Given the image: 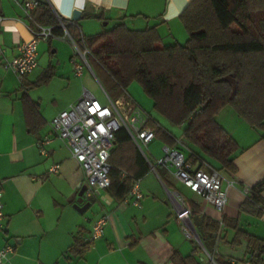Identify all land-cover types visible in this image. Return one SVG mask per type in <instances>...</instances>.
Wrapping results in <instances>:
<instances>
[{"label": "crops", "instance_id": "0c3cea01", "mask_svg": "<svg viewBox=\"0 0 264 264\" xmlns=\"http://www.w3.org/2000/svg\"><path fill=\"white\" fill-rule=\"evenodd\" d=\"M49 1L67 17L75 10L82 12L79 20L68 23L72 38L78 41L123 22L131 29L157 26L164 42L171 44L173 41L168 40L175 39L172 29L178 27L183 31L179 16L192 0ZM0 13L6 18L2 26L5 55L0 57V186L4 192L6 228L0 230V249L8 244L16 248L3 264H183L178 255L192 254V264H219L217 258L228 264H243L252 257L247 239H242L238 246L232 245L236 230L225 226L223 219L237 221L242 231L264 241L263 215L242 209L248 198L246 187L264 179V132L253 128L231 106L218 114V122L239 145L233 156L236 172L222 168L218 161L193 147L205 158L201 168L219 169L224 177L228 200L222 211L157 163L166 145L158 137L147 152L155 170L151 167L140 179L144 194L140 206L133 204L129 193L121 201L107 190L88 198L83 170L66 143L52 132L50 123L78 101L85 89L101 102L107 101V95L100 91L88 69L82 76L75 75L70 63L74 54L70 52L71 38L63 34L57 33L58 37L39 43V63L31 74L22 78L6 69L4 62L16 57L20 43L30 39L33 19L15 0H0ZM106 26L109 28L105 29ZM44 42L49 58L35 72L42 65L40 45ZM62 48L69 52L61 54ZM49 72L47 82L37 85ZM25 94L35 104L37 116L26 107ZM176 128L181 131H171L176 137L175 146L185 147L190 158L195 151L188 148V140L182 136L183 125ZM47 136L51 141L44 154L40 141ZM54 165H59L57 172L51 171ZM193 165L200 168V163ZM174 192L182 193L191 203V221L202 242L201 218L220 222V232L208 237L205 244L186 238L177 219L179 203ZM103 213L110 215V221L104 235L90 244L93 221ZM80 244L87 247L84 254L75 251ZM259 260L264 264V254Z\"/></svg>", "mask_w": 264, "mask_h": 264}, {"label": "trees", "instance_id": "16d2710c", "mask_svg": "<svg viewBox=\"0 0 264 264\" xmlns=\"http://www.w3.org/2000/svg\"><path fill=\"white\" fill-rule=\"evenodd\" d=\"M32 17L40 24L55 26L58 34L64 33L46 1H42ZM179 19L189 35L185 43H165L157 26L131 29L121 22L104 32L79 39L80 47L85 43L91 51L90 63L104 68L119 88L139 82L153 98L159 114L174 126L183 125L182 136L188 140V148L197 147L222 168L236 172L233 156L239 145L217 116L231 106L253 128L264 132V0H192ZM67 28L71 33V25L67 24ZM50 73L37 85L47 82ZM225 76L236 79V91L231 83L219 81ZM24 88H28L25 82ZM24 101L37 116L35 104L26 94ZM149 114L148 125L156 137L175 147L174 134ZM189 160L200 163V168L205 164V158L196 151L190 154ZM110 163L112 184L107 192L119 201L130 192L134 180L151 170L148 159L126 128L116 133ZM263 191L264 179L251 187L242 209L262 216ZM223 223L236 230L232 245L238 246L242 239H247L252 253L250 259L261 264L264 241L242 231L237 221L224 218ZM199 226L205 244L208 237L220 232L222 224L203 217ZM79 246L76 253L84 254L87 247ZM178 256L183 264L195 261V254ZM217 261L228 264L221 258Z\"/></svg>", "mask_w": 264, "mask_h": 264}, {"label": "built area", "instance_id": "2783aa9c", "mask_svg": "<svg viewBox=\"0 0 264 264\" xmlns=\"http://www.w3.org/2000/svg\"><path fill=\"white\" fill-rule=\"evenodd\" d=\"M24 13L33 19V12L40 7L42 0H15ZM53 9L62 27L63 35L69 36L74 46V54L70 59L72 69L76 76H82L87 69L93 70L89 61L90 49L85 45L80 47V42L73 39L67 28V24L73 21V14L70 17L56 8L51 1H46ZM85 5H83V9ZM5 17L0 13V57H4L5 50L2 43V26ZM31 37L19 45V54L4 62V67L12 70L24 78L31 74L39 63V43L43 40H50L58 37L55 26L43 25L33 20L30 27ZM83 40V39H82ZM150 114L141 105L133 100L125 103L118 99L113 101L107 95V101L101 102L88 89L84 90L82 97L69 106L67 109L56 115L51 123L52 132L66 143L72 157L78 162L85 174L84 192L86 197L91 198L98 193L106 191L112 184L110 176V157L114 147L116 133L126 128L131 137L146 156L148 161L149 145L156 139L155 131L148 125ZM51 141L49 136L40 141L41 151L47 153L46 145ZM178 143L183 144L182 139ZM157 163L171 171L175 177L191 189L197 195L214 205L222 211L228 200L227 188L223 186L224 177L215 168H195L186 153L180 147L163 146V156L157 159ZM153 170L155 166L150 162ZM59 165L51 168L57 172ZM250 193L251 187H246ZM179 203L177 219L182 224V231L186 238L198 241L196 229L191 221L193 209L189 200L180 192L173 193ZM4 192L0 186V230H5L4 224ZM133 204L140 206L144 197L141 191L140 179L134 180L133 187L129 192ZM264 207V206H262ZM264 219V208H263ZM110 221V215L103 213L93 221L92 232L89 243L93 244L104 235L106 226ZM199 242V241H198ZM15 246L8 244L0 249V264L7 261L15 253ZM243 264H260L252 259Z\"/></svg>", "mask_w": 264, "mask_h": 264}, {"label": "rangeland", "instance_id": "374dc122", "mask_svg": "<svg viewBox=\"0 0 264 264\" xmlns=\"http://www.w3.org/2000/svg\"><path fill=\"white\" fill-rule=\"evenodd\" d=\"M102 28V27H101ZM104 28V27H103ZM106 28H109V26H106ZM180 30L178 27H174L172 29L173 34L175 35V39H169L168 41L180 42L185 43L189 37L187 31L185 32V28L182 27ZM103 30V29H102ZM183 32V33H182ZM77 40V39H76ZM168 43V42H167ZM71 51L74 53V46L71 44ZM40 51H41V62L42 65L35 71L37 72L40 70V68H43V65L46 64L48 58H49V51L47 49V42H44L40 45ZM66 52H69V50L62 48L60 53L65 54ZM65 56V55H64ZM63 56V57H64ZM91 65L95 71V74L92 73L90 69H88L89 74L92 76V79L100 89V91L103 94L108 95L113 101L116 99H120L124 101L125 103H128L127 98H131L134 101H136L139 105H141L147 112L151 113L155 119L159 121V123L164 126L169 131H172L175 134H180V131L176 126L174 127L173 124L168 122L161 114H159L155 107H154V100L151 98L144 90L143 86L135 81L132 82L130 85H128L126 88H119L115 81L110 77V75L102 68L101 66L93 63L91 61ZM97 76V77H96Z\"/></svg>", "mask_w": 264, "mask_h": 264}, {"label": "water", "instance_id": "95a60500", "mask_svg": "<svg viewBox=\"0 0 264 264\" xmlns=\"http://www.w3.org/2000/svg\"><path fill=\"white\" fill-rule=\"evenodd\" d=\"M81 14H82V12L80 10H75L74 11V15H73V19L74 20H79L81 18ZM219 81H226V82L231 83L233 85L234 91H236V89H237V83H236V79L234 77H232V76H225L223 78H220ZM98 194H100V193H98ZM106 197H108V195ZM197 236H198L199 243L200 244H203L202 239H201V237H200V235L198 233H197Z\"/></svg>", "mask_w": 264, "mask_h": 264}]
</instances>
